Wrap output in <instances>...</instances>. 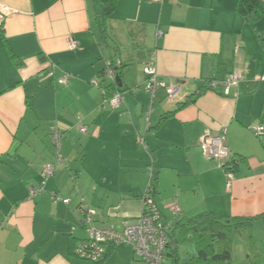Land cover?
Returning <instances> with one entry per match:
<instances>
[{"label":"crops","instance_id":"0c3cea01","mask_svg":"<svg viewBox=\"0 0 264 264\" xmlns=\"http://www.w3.org/2000/svg\"><path fill=\"white\" fill-rule=\"evenodd\" d=\"M97 2L0 0V264H132L124 242L105 244L98 262L75 256L87 236L78 208L83 199L96 210L95 225L122 230L142 211L150 169L170 230L204 212L250 218L233 258L263 264L264 136L253 128L264 127V14L244 17L237 0H117L98 22ZM152 58L157 77L180 86L172 101L162 87L154 97L144 88ZM108 61L121 64L115 109L101 106V87L113 82L103 73ZM230 72L243 77L228 95L207 87ZM52 124L67 159L44 181V164L55 160ZM222 129L234 161L230 187L199 146L205 131ZM196 247L179 243L175 264H194Z\"/></svg>","mask_w":264,"mask_h":264},{"label":"built area","instance_id":"2783aa9c","mask_svg":"<svg viewBox=\"0 0 264 264\" xmlns=\"http://www.w3.org/2000/svg\"><path fill=\"white\" fill-rule=\"evenodd\" d=\"M158 1V0H156ZM2 22L0 20V27ZM159 34L162 32L159 31ZM70 48L77 47V41L70 39ZM120 66V62L115 63L108 61L107 66L104 69V75L108 76L113 82L117 76L116 68ZM54 66L49 71L50 75L53 74ZM144 73L146 74L145 90L154 97L158 88H163L165 91L166 99L168 101L174 100L180 92V86L176 83H169L161 81L157 77L156 66L154 58L150 59L144 66ZM69 74L64 73L58 78V83L64 84L67 82ZM242 74L237 72H230L221 81L210 80L207 82L209 87H220L223 95H228L231 88L238 87L242 81ZM260 80H264V76L258 77ZM91 83L96 84L95 80ZM103 94L102 107L108 106L109 108H119L123 102V98L118 91H114L109 97H106V92L101 88ZM80 132L86 131V126L82 124L81 116L77 117ZM254 134L259 138L264 136V127L257 125L253 128ZM63 132L52 124L50 126V138L55 146V160L54 162H47L44 164L41 175L45 181L47 177L53 174L56 166L66 162V159L60 153V145L62 142ZM199 146L201 152L207 158L213 159L218 162V165L224 169L226 176V186L230 187L234 180V173L232 165L229 163L230 149L226 142L225 130L222 129L218 133H211L205 131L199 139ZM152 170L149 171V182L145 192L143 193V208L139 217L131 223L126 224L122 230L117 231L112 226H98L94 223V216L96 210L81 200L78 211L82 214V223L84 224L87 236L74 246V254L81 260L97 262L104 255V245L129 243L134 252L135 258L132 264H162L164 257V249L167 242L165 233L166 226L161 218L160 211L154 201L152 185ZM43 181V182H44ZM42 182V183H43ZM31 186L29 189L30 195L37 194L43 191V185ZM54 200L62 199L59 196H53ZM68 198H63L62 201L67 203ZM174 213L178 212L176 206L173 207ZM264 264V263H263Z\"/></svg>","mask_w":264,"mask_h":264},{"label":"trees","instance_id":"16d2710c","mask_svg":"<svg viewBox=\"0 0 264 264\" xmlns=\"http://www.w3.org/2000/svg\"><path fill=\"white\" fill-rule=\"evenodd\" d=\"M97 1V21L100 22L112 14L117 0ZM237 7L244 17L257 19L264 14V2L262 0H237ZM120 67H117L116 70ZM101 88L105 90L106 97L118 90L115 82ZM191 101L192 99H188L179 107ZM229 163L233 170L234 161L229 159ZM154 179L152 176L153 186ZM164 224L167 242L162 264H166L164 262L166 258L170 260L168 264L177 263L179 260L178 245L188 241H195L197 246L195 253L188 258V261H194V264H256L251 258L240 260L238 263H235L233 258L234 240L240 235L249 233L250 218L220 219L210 212H204L183 221H177L171 230L166 223Z\"/></svg>","mask_w":264,"mask_h":264},{"label":"water","instance_id":"95a60500","mask_svg":"<svg viewBox=\"0 0 264 264\" xmlns=\"http://www.w3.org/2000/svg\"><path fill=\"white\" fill-rule=\"evenodd\" d=\"M115 82L120 86V78L118 76L115 78Z\"/></svg>","mask_w":264,"mask_h":264}]
</instances>
